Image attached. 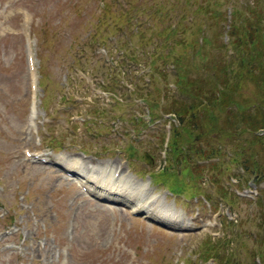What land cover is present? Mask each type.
<instances>
[{
	"label": "rangeland",
	"instance_id": "obj_1",
	"mask_svg": "<svg viewBox=\"0 0 264 264\" xmlns=\"http://www.w3.org/2000/svg\"><path fill=\"white\" fill-rule=\"evenodd\" d=\"M216 1L264 14V0ZM125 2L0 0V264H264V177L245 167L264 166V135L175 115L172 56L224 63L227 34L209 28L214 45L191 52L144 46L120 30ZM234 96L256 106L264 90ZM223 236L231 259L210 258Z\"/></svg>",
	"mask_w": 264,
	"mask_h": 264
},
{
	"label": "trees",
	"instance_id": "obj_2",
	"mask_svg": "<svg viewBox=\"0 0 264 264\" xmlns=\"http://www.w3.org/2000/svg\"><path fill=\"white\" fill-rule=\"evenodd\" d=\"M137 1L126 0V8L119 9L117 13L122 10L121 16L125 22L120 30H128L130 38L136 37L144 46L155 43L157 50L165 48L170 52H181L180 49L183 48L191 52L196 46L203 48L214 45L211 39L204 36L209 28H215L217 31L223 29V33L228 36V42L222 43L225 53L228 55L227 51L230 52L229 58L224 63L221 62L209 68L206 63H199L202 59L196 61L192 57L187 64L181 65V59L175 55L172 56L175 67L178 69V78H185L184 83L178 82V90L181 92L182 102L187 104L184 109L175 111V115L181 117L189 113L192 117L201 120L204 111L211 112L210 119L207 121L208 124H212L211 127L219 126L222 122L225 130L233 129L238 133H251L254 134L253 138L263 139L256 135V131L264 128V99L253 106L247 104L249 99L241 102L234 96L236 92H241L252 84L264 90V25L260 23L261 21L264 23L263 12H258L249 5L244 6V10L248 11L249 15L255 16V20L251 22L241 19L242 8L239 11L235 5L233 10L234 4H227V8L232 7V10L224 14L221 11L222 4L220 5L216 0H184L183 7L178 6L183 0H175V5L168 6L165 5L169 3L168 0H150L151 3L147 5H137ZM190 4L199 7L192 10ZM102 14L101 19H105L109 10H104ZM191 15L193 16L192 25L186 28L184 23ZM165 20L170 23L169 26L164 25L163 29H155L159 21H163L164 24ZM111 29L115 30L116 27ZM189 30L195 36L202 35V39L189 38L186 35ZM156 37L161 41L155 42ZM98 40L106 39L98 38ZM95 41L97 39L94 38ZM126 45L129 46V44ZM194 69L201 72L200 75L192 76ZM222 110L228 112L222 113ZM223 114L226 115L223 116ZM250 121L261 124L256 125ZM212 131L215 130L212 129ZM245 167L254 175L256 182H262L261 177H264L262 164ZM221 194L228 195L224 190ZM224 239L226 238L223 236V239L216 242L210 240L204 252L216 260L223 258L230 260L233 252L228 254L226 249L232 243L226 240L223 242ZM226 244H228L227 247L224 246Z\"/></svg>",
	"mask_w": 264,
	"mask_h": 264
},
{
	"label": "bare ground",
	"instance_id": "obj_3",
	"mask_svg": "<svg viewBox=\"0 0 264 264\" xmlns=\"http://www.w3.org/2000/svg\"><path fill=\"white\" fill-rule=\"evenodd\" d=\"M61 163H63V162H61ZM65 164L68 166V167H65L66 169H68L69 171H73L75 174L77 173V172H75L76 171V168L75 167H72V166H69V164L68 163H66L65 162ZM60 165H62V164H60ZM115 176V175H114ZM110 195H112V196H115V191L114 190H110V191H108V190H106Z\"/></svg>",
	"mask_w": 264,
	"mask_h": 264
},
{
	"label": "water",
	"instance_id": "obj_4",
	"mask_svg": "<svg viewBox=\"0 0 264 264\" xmlns=\"http://www.w3.org/2000/svg\"><path fill=\"white\" fill-rule=\"evenodd\" d=\"M146 157H147V160H148V159H149V158H148V155H146Z\"/></svg>",
	"mask_w": 264,
	"mask_h": 264
}]
</instances>
